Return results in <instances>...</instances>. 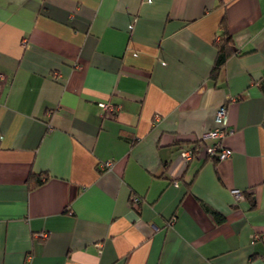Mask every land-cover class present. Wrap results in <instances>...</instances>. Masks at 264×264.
Wrapping results in <instances>:
<instances>
[{
    "label": "crops",
    "instance_id": "1",
    "mask_svg": "<svg viewBox=\"0 0 264 264\" xmlns=\"http://www.w3.org/2000/svg\"><path fill=\"white\" fill-rule=\"evenodd\" d=\"M0 264H264V0H0Z\"/></svg>",
    "mask_w": 264,
    "mask_h": 264
},
{
    "label": "built area",
    "instance_id": "2",
    "mask_svg": "<svg viewBox=\"0 0 264 264\" xmlns=\"http://www.w3.org/2000/svg\"><path fill=\"white\" fill-rule=\"evenodd\" d=\"M57 77V76H55ZM100 108L104 112L113 113L116 111L115 107L110 104H99ZM215 121L217 123L218 128L203 133L199 140L204 144V154L207 158L215 159V160H225L226 158L230 157L231 151L223 146L221 140L225 136L232 135L234 130L228 127V118H227V110L224 105L219 106V108L215 112ZM213 141V143H209V141ZM182 158L185 160H190L192 155L194 154L191 148L183 149L180 152ZM112 168L111 162H106L103 165V169L110 170ZM177 183L174 182V185ZM235 200H239L241 197V192L239 190H232L231 191ZM132 205L136 207L139 204V199L136 197H132ZM257 238V237H255Z\"/></svg>",
    "mask_w": 264,
    "mask_h": 264
},
{
    "label": "trees",
    "instance_id": "3",
    "mask_svg": "<svg viewBox=\"0 0 264 264\" xmlns=\"http://www.w3.org/2000/svg\"><path fill=\"white\" fill-rule=\"evenodd\" d=\"M221 29L223 32L221 33L218 42L215 43V46L217 48V58L215 60V64L211 70L210 77L216 80L217 75L219 74L223 64L225 63V60L231 55L235 53V50L232 46V41L230 34L228 33L227 27L225 24H223V21L221 23ZM194 147L192 148L193 153L197 149V146H200L202 142L200 140H195ZM194 156V154L192 155ZM39 184V182H37Z\"/></svg>",
    "mask_w": 264,
    "mask_h": 264
}]
</instances>
